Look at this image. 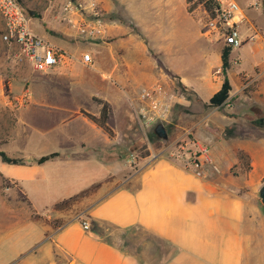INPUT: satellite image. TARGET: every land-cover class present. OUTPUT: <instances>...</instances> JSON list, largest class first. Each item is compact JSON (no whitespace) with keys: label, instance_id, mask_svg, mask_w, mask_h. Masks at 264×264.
<instances>
[{"label":"crops","instance_id":"crops-1","mask_svg":"<svg viewBox=\"0 0 264 264\" xmlns=\"http://www.w3.org/2000/svg\"><path fill=\"white\" fill-rule=\"evenodd\" d=\"M232 1L243 6V20L238 24L242 37L255 34V39L240 47L250 43V57L243 63L230 50L226 75L228 95L233 98L231 107L216 114L208 129L195 131L193 140L184 139L187 147L206 148L219 169L216 172L205 164L202 176L179 163L175 154L143 157L132 172L125 164L97 162L96 158L109 156L104 154L105 148L96 151L95 143L105 145L111 140L95 124L75 114L85 110L87 99L91 101L92 97L120 109L130 88L139 80L138 58L127 55H139L143 44L131 33L129 22L158 52L191 64L188 55L203 35L193 12L186 10V0H96L108 18L105 42L77 36L50 8L29 19L31 30L63 50L66 57L48 72V79L41 78L39 88L32 86L31 92L27 90L28 97H37L47 112H56L62 129L53 138L57 144L62 149L71 144L80 153L76 160H69L66 155L65 160L56 157L42 165L27 157L32 160L30 164L25 161L12 165L19 167L17 170L3 167L5 163L0 161V174L18 181L31 207L42 212L99 186L97 199L84 218L76 215L53 230L50 237L40 238L35 253L40 262L153 264V253H157L156 264H264V205L256 199L264 185V139L240 133L241 127L264 116V27L250 14L259 2L264 7V0H219L221 9ZM253 2L255 6L251 5ZM115 5L128 23L119 21ZM210 37L219 38L215 33ZM86 52L92 60L89 65L80 59ZM180 78L183 79L181 75ZM49 79L56 82L55 86L48 85ZM220 87L217 79L210 88L202 86L199 90L194 88V92L207 102ZM50 93L54 94L52 100ZM93 108L94 113L99 110L97 105ZM230 124L235 137L223 135ZM192 128H182L183 134ZM85 152L92 154L79 159ZM239 153L244 155L242 164ZM45 172L51 176L46 174V178ZM44 177L53 182L47 189ZM112 177L113 182L105 181ZM243 188L245 191L240 192ZM49 189L59 193L51 197ZM84 222L88 231L82 228ZM31 257L27 255L23 264H34Z\"/></svg>","mask_w":264,"mask_h":264},{"label":"rangeland","instance_id":"rangeland-1","mask_svg":"<svg viewBox=\"0 0 264 264\" xmlns=\"http://www.w3.org/2000/svg\"><path fill=\"white\" fill-rule=\"evenodd\" d=\"M17 1L25 10L34 11L33 15L38 17L44 10L50 8L54 16L60 18V8L68 0ZM70 1L85 3V0ZM94 1L99 7L96 0ZM238 5L243 7L240 4ZM251 5L255 6V2ZM115 6L117 8L116 16L119 21L128 23L127 18L124 15H120V7ZM250 12L256 22L261 27H264V7H262V2H259V6L251 9ZM102 14L104 22L107 21L106 14L104 12ZM243 14L247 15L246 10H243ZM192 17L198 21L200 32H202L207 18L200 6L194 9ZM1 22L0 17V152L5 153L8 157L21 159L23 163H25L27 157L36 158L51 152H58L59 156L57 158L61 160H65L66 155H68L69 160H74L80 153L77 147L69 144L67 148L62 149L57 144V140L53 139L62 130L59 118H56V112H47L37 97H28L31 87L38 86L39 88L41 78L48 79L49 73L40 74L33 71L30 63L18 55L15 46L1 40L3 29ZM241 22L237 23V27ZM128 25L131 28V33L143 44V51L139 55H127L132 56L133 59L138 58L139 80L130 88L126 98L123 99V107L120 109L112 108L106 101L109 105L108 126L112 134L109 136L101 131L111 141L105 143V145L97 141L95 145L98 146H96L98 148L96 151H101L105 148L106 152L104 154H108L109 157L104 159L96 158L95 161H104L106 164L111 163L113 165H116V163L125 164L129 172L136 168L137 162L145 154L154 158L159 155L171 156L177 152H187L190 154V160L195 162L196 157L199 155V148L195 146L187 147L184 139L193 140V135L199 128L208 129L216 114L223 113L231 107L233 98H229L228 95L219 106H200L196 104L192 110H190L191 105L188 99H197L195 98L197 95L194 92V88L198 90L202 86L205 89L207 87L210 88L211 85L213 86L217 82V79L221 84L224 77L227 79V71L225 74L223 73L220 60L222 49L227 42L224 38L216 39L217 37L211 38L210 36L204 37L200 35L199 41L194 45L191 54L188 55L191 60V64H189L188 62L184 63L182 58H169V56L158 52L132 22H129ZM238 30L240 33L241 28L238 27ZM249 48L250 43L245 44L242 48H231L230 50L243 63V60L247 61L250 57ZM237 62L238 60H236ZM218 69H220V74L217 75ZM180 75L183 79L180 78ZM230 81H232L231 77ZM55 84L56 82L53 79H49L48 85L55 86ZM147 86H158L161 92L171 101L172 107L169 120L167 123L162 124L167 131L166 140L157 139L153 132L154 126L146 127L141 125L136 115L134 98L141 88ZM27 90L30 92H27ZM49 97L52 100L54 94L50 93ZM96 105L99 106L96 102L88 101L87 99L86 109L79 110L75 114L91 122L86 115L97 116L100 106L99 110L94 113L95 109L93 106L95 107ZM174 107L177 111L176 115L173 113ZM257 115H260V112H257ZM260 119H264V116H258L253 122L241 127L240 133L242 136L257 140L264 139V126L255 124ZM190 126L193 127L192 130L187 134H183L182 128H189ZM230 126L232 125L230 124ZM223 135L225 137H235L234 131L231 132L230 129L227 132V128L223 130ZM87 154L92 153L85 152V156L79 159H84ZM3 167L14 170L19 168L8 164H3ZM231 170L229 173H231ZM217 172H219V169ZM233 173H236L235 169ZM46 174L45 172L44 176L47 178ZM38 175L41 177V173ZM47 175L48 178L51 176L49 172ZM45 177L43 179L44 189H47L53 182ZM114 179L112 177L105 181L113 182ZM98 187L94 185L85 189L71 196V198L62 200L66 201V203L55 208V204L62 202L59 201L42 212L36 211L31 207L18 181L0 174V264H23L25 257L29 254L32 255L31 263L46 264L47 262H40L39 257L35 254L37 252L36 249L40 246V238L49 236L53 230L61 227L76 215L84 218L88 207L95 200L94 198L97 199ZM243 191H245V188L241 189L240 192ZM50 192L51 197H55L59 193V191L55 192V190H50ZM256 199L260 201L258 192L256 193ZM29 248H32L34 252H31ZM164 251H167V249H164ZM14 252L16 253L15 255H13ZM153 254V264H156L155 257L157 253Z\"/></svg>","mask_w":264,"mask_h":264},{"label":"built area","instance_id":"built-area-1","mask_svg":"<svg viewBox=\"0 0 264 264\" xmlns=\"http://www.w3.org/2000/svg\"><path fill=\"white\" fill-rule=\"evenodd\" d=\"M0 17L3 23L1 40L15 46L18 55L30 63L33 71L46 74L53 67L63 63L66 54L31 30L25 9L17 0H0ZM60 20L69 25L81 38L106 41L103 14L94 0H85L84 4L66 1L60 8ZM242 20L241 8L232 1L226 8L220 7L217 18L206 20L201 33L204 37L215 33L219 38H224L231 48H240L244 43L253 42L255 39V34L248 37L241 36L237 23ZM80 59L84 65L92 62L87 52L83 53ZM134 101L136 115L141 125L153 127L158 123L168 122L172 104L158 86L141 88ZM175 159L184 166H190L196 176L203 175L202 166L205 164H209L214 171H218L208 156L206 148H199V155L195 162L190 160V154L187 152H177ZM82 228L89 230L86 222L82 223Z\"/></svg>","mask_w":264,"mask_h":264},{"label":"trees","instance_id":"trees-1","mask_svg":"<svg viewBox=\"0 0 264 264\" xmlns=\"http://www.w3.org/2000/svg\"><path fill=\"white\" fill-rule=\"evenodd\" d=\"M186 4H187V12L188 13H192L194 11V9L197 6H200L201 9L203 10V12L206 15L207 19H215L219 16L220 13V2L219 0H186ZM32 17H38L37 15H32ZM230 45L227 43L224 48L222 49L221 55H220V60H221V66H222V70L223 73L225 74L227 69L229 68L230 62H229V53H230ZM230 86L228 83V80L226 79V77H224V80L221 84V87L219 88V90L217 92H215L210 99L208 100V102L205 104V102H202L197 96H195V98L192 100V98H189V102L191 105L190 110H192L196 104H199L200 106H205V105H211V106H219L221 105L224 100L227 98L228 96V92H229ZM92 101L96 102L99 106H100V110L98 112L97 116H93L90 114H87L86 117L93 123L95 124L98 128H100L105 134L111 136V129L108 126V118H109V105L106 101L92 97L91 98ZM173 113H175L174 115H176L177 111L175 109V107L173 108ZM257 126H264V119H260L257 120V122L255 123ZM231 129V132H233L234 130V126H230L227 127V132H229V130ZM166 131V129H165ZM167 134V131H166ZM147 154L142 155L141 157H145ZM59 156L58 152H51L48 154H44L39 156L38 158L33 159V162L36 165H42L43 163L52 160L56 157ZM238 159H239V163L242 164L243 160H244V155L242 153L238 154ZM0 160L1 162L8 164V165H21L23 164V161L21 159L18 158H12V157H8L5 153L0 152ZM66 203V201H62L60 203H57L54 205V207L56 208L58 205L64 204Z\"/></svg>","mask_w":264,"mask_h":264},{"label":"water","instance_id":"water-1","mask_svg":"<svg viewBox=\"0 0 264 264\" xmlns=\"http://www.w3.org/2000/svg\"><path fill=\"white\" fill-rule=\"evenodd\" d=\"M25 13H26V16L30 19L32 17V15L34 14V11L25 10ZM153 132H154L157 139H159V140L160 139L161 140L167 139V134H166L165 128L163 127L162 124H160V123L156 124L153 128ZM31 161H32L31 158L26 159V162L28 164H30ZM258 195H259L260 202L262 203V205H264V185H262L261 188L259 189Z\"/></svg>","mask_w":264,"mask_h":264}]
</instances>
